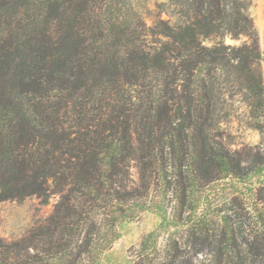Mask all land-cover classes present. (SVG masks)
I'll use <instances>...</instances> for the list:
<instances>
[{"label":"trees","instance_id":"16d2710c","mask_svg":"<svg viewBox=\"0 0 264 264\" xmlns=\"http://www.w3.org/2000/svg\"><path fill=\"white\" fill-rule=\"evenodd\" d=\"M172 1L178 22L148 26L123 11L126 0H0V202L61 193L26 240L0 238V264H98L117 225L138 216L145 175H202L193 188L242 174L211 133L236 96L256 121L250 126L264 130L254 0ZM242 37L240 46L225 42ZM135 152L143 176L129 191ZM242 211L226 221L245 220ZM253 215L250 230L230 225L231 239L198 225L193 234L211 239L214 264H264L262 202ZM233 237L250 261L223 257L227 243L243 253Z\"/></svg>","mask_w":264,"mask_h":264},{"label":"rangeland","instance_id":"374dc122","mask_svg":"<svg viewBox=\"0 0 264 264\" xmlns=\"http://www.w3.org/2000/svg\"><path fill=\"white\" fill-rule=\"evenodd\" d=\"M123 11L136 15L148 26L159 20L174 24L180 19L179 8L172 0H126ZM249 14L263 51L264 0H254ZM246 41L247 38L242 37L239 40L227 38L225 42L240 46ZM254 121L244 101L236 96L228 101L220 123L211 133L214 142L222 144L239 161L241 175H218V180L193 188L189 187L190 180L202 175L178 174L170 169L167 173L156 171L145 175L151 184L142 204L135 207L138 216L117 225V238L101 254L98 264H214L218 253L206 235L193 234L196 225L222 241L225 240L223 235L232 238L228 232L231 224L235 228L244 224L246 230L254 228V208L257 202L264 205V130L251 127ZM260 121L264 124V118ZM255 164H261L262 169L256 171ZM127 165L126 182L131 191L140 187L143 176L138 152ZM60 198L61 193L55 192L46 199L32 196L0 202V238L6 242L26 240L47 224ZM241 209L247 217L245 220L226 221L225 217L232 215L233 210ZM128 215L134 214L130 211ZM233 238L243 253L231 252L227 243L223 246L225 256H222L243 255L250 261L253 256L248 255L241 238Z\"/></svg>","mask_w":264,"mask_h":264}]
</instances>
